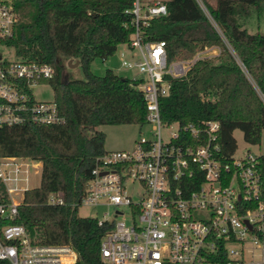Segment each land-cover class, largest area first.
<instances>
[{"label": "built area", "instance_id": "built-area-1", "mask_svg": "<svg viewBox=\"0 0 264 264\" xmlns=\"http://www.w3.org/2000/svg\"><path fill=\"white\" fill-rule=\"evenodd\" d=\"M128 41L118 50L120 66L132 72L145 102L146 134L129 150H108L97 158L85 192L73 206L105 204L111 217L100 240L101 264H264V153L224 152L220 122H164L159 99L171 79L186 74L202 56L167 59L162 40L146 39L153 18L167 9L161 0H133ZM13 0H0V47L15 35ZM15 53V52H14ZM54 69L0 53V127L56 124L63 118L52 99H38L34 87L49 85ZM50 86V85H49ZM51 87V86H50ZM39 161L0 157V261L7 264H82L69 244L38 243L13 220L20 201L12 194L27 187ZM48 204L66 205L60 194Z\"/></svg>", "mask_w": 264, "mask_h": 264}, {"label": "trees", "instance_id": "trees-1", "mask_svg": "<svg viewBox=\"0 0 264 264\" xmlns=\"http://www.w3.org/2000/svg\"><path fill=\"white\" fill-rule=\"evenodd\" d=\"M163 0L167 12L153 18L146 39L162 40L169 61L218 47L215 57L194 61L186 74L171 79L159 99L162 121L220 122L224 152L236 148L234 130L250 145L264 130V32L250 33L247 18L264 0ZM133 0H13L15 35L6 41L20 58L46 63L58 114L56 124L25 123L0 127V157H27L41 163L40 183L24 191L14 223L38 243L69 244L82 264H101L99 245L106 226L81 217L75 203L84 195L97 158L107 150L102 125L138 124L146 118L137 81L107 68L92 72L128 41ZM78 61L82 78L64 75L63 62ZM264 158V157H263ZM1 199H6L0 184ZM60 194L66 205L47 203ZM264 200V183L262 186ZM0 264H7L0 261Z\"/></svg>", "mask_w": 264, "mask_h": 264}, {"label": "rangeland", "instance_id": "rangeland-1", "mask_svg": "<svg viewBox=\"0 0 264 264\" xmlns=\"http://www.w3.org/2000/svg\"><path fill=\"white\" fill-rule=\"evenodd\" d=\"M163 1V0H161ZM207 3L214 5L215 0H205ZM199 5L204 8V5L201 0H197ZM247 23L245 24L247 30L250 33L255 32H264V3L261 4L258 10H254L247 18ZM122 48V45L117 47L116 52L106 58L105 60L95 59L91 64V70L97 75H103L107 68L112 69L116 74L130 77L132 72L124 70L120 66L118 50ZM221 52V49L218 47H206L200 50H197L192 57L177 59V60H189L194 56L205 57H215L218 56ZM0 53L4 59H14L15 53L13 48L0 47ZM64 66V77L69 75L73 78H82V72L79 66L74 68H69L67 61L63 62ZM36 98L38 99H52L53 91L49 85L43 87L36 86L33 88ZM105 135V149L108 150H129L132 148L134 141L139 137L140 134H146V128L138 124H122V125H102L99 127ZM233 137L236 143V154H241L245 151H252L254 153H264V130L262 131L260 143L257 145H250L246 143L243 139L242 132L240 130H234ZM37 173L31 171V174L28 178V181L19 182V185L27 187L28 189L37 187L40 183V167ZM23 192H18L12 194V197L17 201H22ZM113 212V207H109L105 204H96V205H81L77 208V213L81 217H97L103 218L104 214L107 213V217H111Z\"/></svg>", "mask_w": 264, "mask_h": 264}, {"label": "water", "instance_id": "water-1", "mask_svg": "<svg viewBox=\"0 0 264 264\" xmlns=\"http://www.w3.org/2000/svg\"><path fill=\"white\" fill-rule=\"evenodd\" d=\"M78 64H79V63H78L77 60L73 62L71 59H69V60L67 61V65H68L69 68L77 67Z\"/></svg>", "mask_w": 264, "mask_h": 264}]
</instances>
